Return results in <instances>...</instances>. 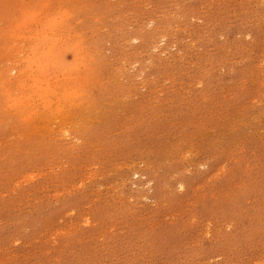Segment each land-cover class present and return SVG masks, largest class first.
Listing matches in <instances>:
<instances>
[{
	"label": "rangeland",
	"instance_id": "rangeland-1",
	"mask_svg": "<svg viewBox=\"0 0 264 264\" xmlns=\"http://www.w3.org/2000/svg\"><path fill=\"white\" fill-rule=\"evenodd\" d=\"M0 264H264V0H0Z\"/></svg>",
	"mask_w": 264,
	"mask_h": 264
},
{
	"label": "bare ground",
	"instance_id": "bare-ground-1",
	"mask_svg": "<svg viewBox=\"0 0 264 264\" xmlns=\"http://www.w3.org/2000/svg\"><path fill=\"white\" fill-rule=\"evenodd\" d=\"M63 10V9H62ZM32 14V13H31ZM64 14V13H63ZM67 17V16H66ZM22 21V20H21ZM54 22V21H53ZM22 25H23V21H22ZM27 25V24H26ZM18 26V25H17ZM31 27V26H30ZM39 28V27H38ZM47 28V27H46ZM41 32L42 31H44V30H40ZM40 34V33H39ZM28 37V36H27ZM44 40H46L45 38H43ZM50 39V38H49ZM49 41V40H48ZM56 42V41H55ZM57 43V42H56ZM53 44H54V42H53ZM53 44H51L50 46H52V47H54V45ZM56 46V45H55ZM31 47V46H30ZM52 47L51 48H49V50H47V51H45V50H43L44 52H43V54L41 55V58L43 57V58H47L48 57V54H50L49 56H51V58H50V60L52 59V60H56V56H54V53L52 54L51 52L53 51V49H52ZM57 47V46H56ZM33 48V47H32ZM47 48V47H46ZM74 48V47H73ZM51 49H52V51H51ZM70 49V48H69ZM77 49H78V47H77ZM35 50V49H34ZM51 51V52H50ZM78 53V52H77ZM31 54V53H30ZM62 54V53H61ZM31 56V55H30ZM45 56V57H44ZM52 56H54V57H56L55 59H54V57L52 58ZM81 56V55H80ZM35 57H37V56H34L33 58H35ZM60 57H61V55H60ZM38 58V57H37ZM41 58H39V62H40V59ZM82 58V57H81ZM89 58V57H88ZM33 60V59H32ZM37 60V59H36ZM42 60V59H41ZM44 60V59H43ZM49 60V59H48ZM34 61V60H33ZM54 62V61H53ZM31 62L29 61V64H30ZM34 64H35V62H33ZM78 63V62H77ZM80 63V62H79ZM59 64V63H58ZM42 65V64H41ZM46 65V64H45ZM54 65V64H53ZM81 65V64H80ZM40 66V65H39ZM76 66H78V65H76ZM54 67V66H53ZM75 67V66H74ZM45 69H46V66H45ZM69 69V68H68ZM78 69V68H77ZM57 71V70H56ZM60 71V70H59ZM21 72V71H20ZM45 72V71H44ZM41 73V72H40ZM45 74V73H44ZM46 74H47V72H46ZM43 75V74H42ZM44 79V78H43ZM73 79V78H72ZM38 81V80H37ZM40 83H41V80L39 81ZM46 82V81H45ZM37 83V82H36ZM35 83V84H36ZM22 85V84H21ZM29 85V84H28ZM32 86H34L33 85V83H32ZM82 86V85H81ZM36 87V86H35ZM38 87V86H37ZM36 87V88H37ZM35 88V89H36ZM47 88V87H46ZM46 88H44L45 90H46ZM39 89V88H38ZM41 89H42V87H41ZM49 89V88H48ZM51 90V89H50ZM46 92V91H45ZM40 94V93H39ZM48 94V93H47ZM52 94V93H51ZM41 95V94H40ZM77 95H79L78 93H77ZM26 96H28V95H26ZM24 97V98H28V97ZM75 97V96H74ZM36 98V97H35ZM41 100H43V99H41ZM51 100V99H50ZM40 101V100H39ZM47 103L49 102V103H51L49 100L48 101H46ZM45 105V104H44ZM46 107H48V106H46Z\"/></svg>",
	"mask_w": 264,
	"mask_h": 264
}]
</instances>
